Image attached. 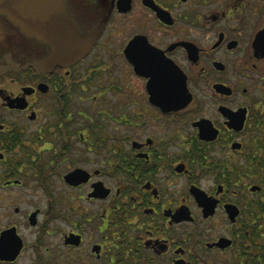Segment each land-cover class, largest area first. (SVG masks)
I'll list each match as a JSON object with an SVG mask.
<instances>
[{
    "label": "flooded vegetation",
    "instance_id": "af4514ba",
    "mask_svg": "<svg viewBox=\"0 0 264 264\" xmlns=\"http://www.w3.org/2000/svg\"><path fill=\"white\" fill-rule=\"evenodd\" d=\"M85 1L50 71L0 20V264H264V0Z\"/></svg>",
    "mask_w": 264,
    "mask_h": 264
},
{
    "label": "water",
    "instance_id": "95a60500",
    "mask_svg": "<svg viewBox=\"0 0 264 264\" xmlns=\"http://www.w3.org/2000/svg\"><path fill=\"white\" fill-rule=\"evenodd\" d=\"M85 8V0H0V20L47 45L30 65L36 71H50L83 59L100 35L104 18L86 27L79 17ZM77 175L71 172L66 179L75 182ZM96 190L101 192L100 187Z\"/></svg>",
    "mask_w": 264,
    "mask_h": 264
}]
</instances>
